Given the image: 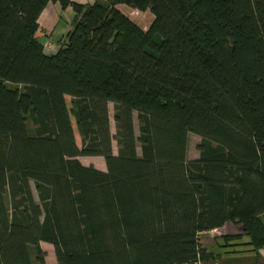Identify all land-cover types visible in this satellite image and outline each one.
I'll return each mask as SVG.
<instances>
[{
    "label": "trees",
    "instance_id": "obj_1",
    "mask_svg": "<svg viewBox=\"0 0 264 264\" xmlns=\"http://www.w3.org/2000/svg\"><path fill=\"white\" fill-rule=\"evenodd\" d=\"M49 2L75 14L53 56L36 36ZM93 157L105 172L77 160ZM226 224L243 234L200 243ZM42 243L56 264L264 248V0H0V264H45Z\"/></svg>",
    "mask_w": 264,
    "mask_h": 264
},
{
    "label": "crops",
    "instance_id": "obj_2",
    "mask_svg": "<svg viewBox=\"0 0 264 264\" xmlns=\"http://www.w3.org/2000/svg\"><path fill=\"white\" fill-rule=\"evenodd\" d=\"M72 3L74 4H78L80 6H91L94 4L95 0H70ZM119 10L121 13H123L126 17H128L130 19L131 14L134 13H140L137 11H134L132 9H129L127 7L124 6H120ZM125 13H124V12ZM145 13H149V12H145ZM143 13V14H145ZM39 19H38V31H37V40L38 42L42 45L43 47V52L47 55V56H53L57 53V51L59 49L55 48L54 46L52 47V50H47L46 47V43L47 41H52V43L54 44H60L64 39L65 35L69 32L70 30V26L72 25V22L75 18V14L74 11L72 9V7H67L66 9H62L60 7V4L58 3H52L49 2L46 6V8L43 10V12L41 13V15H39ZM153 18V16H152ZM46 42V43H45ZM54 49V50H53ZM114 155H116L113 152ZM84 159V158H82ZM89 159V158H86ZM92 160L94 159H98L99 161H101L99 157H93L90 158ZM77 160H79L81 162L82 165L89 167V166H93L92 163H84L81 158H78ZM103 163L104 160L102 159ZM98 169V171H102L105 172V165L102 168H96ZM227 225L223 226V228L221 229H217L216 231H223L222 229H224ZM213 232V231H212ZM206 234V233H204ZM203 235V234H202ZM238 234H225L224 236H237ZM222 236V237H224ZM239 236V235H238ZM221 237V236H220ZM217 237V238H220ZM216 238V239H217ZM213 243L214 241L209 242L207 245H205V247H207L209 249V251L214 252L215 254L217 253V251H215L214 247H213ZM210 264H264V248H261V250L258 251V253L256 254H241V255H234V256H223V257H219L218 259H216V261H214L213 263Z\"/></svg>",
    "mask_w": 264,
    "mask_h": 264
},
{
    "label": "rangeland",
    "instance_id": "obj_3",
    "mask_svg": "<svg viewBox=\"0 0 264 264\" xmlns=\"http://www.w3.org/2000/svg\"><path fill=\"white\" fill-rule=\"evenodd\" d=\"M129 16H130V20L132 21V24L133 23L136 24L142 31H147L149 26L151 25V22L153 21L152 15L150 13L143 14L140 12V13L131 14ZM61 43L57 45V44L52 43V41H47L46 46H48V44H52V46H54L55 48L60 49ZM65 100H66L68 108L70 109L71 108V104H70L71 101L69 100V97H66ZM113 108H114L113 104H109L108 109H107L109 111V124H110V132H111L110 134H112V136L115 135L114 134L115 133V126H114V122H112L113 121V114H114ZM136 120H137L136 115H134L133 121H134L135 133L138 134L137 133L138 123ZM71 121H72L71 124L73 125V129H74V134H75L74 136H75L77 148H80V146L82 145V141H81L80 136H78V132L76 130V127L74 124L75 121H74L73 117L71 118ZM199 141H201V139L198 136L193 135V134L188 135L187 142H186L187 143V152H186V160L187 161L195 160L198 158L199 155H198V151H197V146L199 145ZM112 148H113V152L117 155V146H116L115 142L113 143ZM137 153L140 156L139 146H138ZM81 160L86 164L89 162L92 163V165H94L95 168H101V166L103 168L105 165V163H103L102 159H100L101 161H99L98 159L92 160V159H86V158L82 159L81 158ZM105 169H106V167H105ZM30 186H31L32 191H33V195H34L33 198H35V200L38 201L36 198L37 195L35 193L34 186H32V184H30ZM222 230L223 231L219 230V231H216L215 233L209 232V233L201 235L200 239H199L200 243L203 246H205L209 242L214 241L215 238L220 237V236L222 237L225 234L226 235L230 234V233L238 234V235L243 234L241 226H234L232 224L227 225ZM40 246H41L42 251L45 254V264H56V260L54 258L55 255H54L53 247L50 246L49 244H45V243H42Z\"/></svg>",
    "mask_w": 264,
    "mask_h": 264
},
{
    "label": "built area",
    "instance_id": "obj_4",
    "mask_svg": "<svg viewBox=\"0 0 264 264\" xmlns=\"http://www.w3.org/2000/svg\"><path fill=\"white\" fill-rule=\"evenodd\" d=\"M52 47H53L52 44H48V46H46V49L47 50H52ZM215 232H216V230L213 231V233H215Z\"/></svg>",
    "mask_w": 264,
    "mask_h": 264
}]
</instances>
